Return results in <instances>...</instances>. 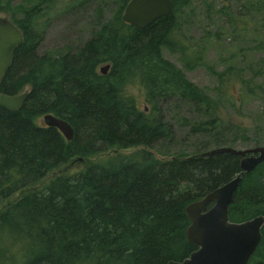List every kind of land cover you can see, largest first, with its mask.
Here are the masks:
<instances>
[{"label":"trees","instance_id":"16d2710c","mask_svg":"<svg viewBox=\"0 0 264 264\" xmlns=\"http://www.w3.org/2000/svg\"><path fill=\"white\" fill-rule=\"evenodd\" d=\"M126 2L120 1L86 43L60 56L38 53L41 38L34 25L42 17L39 8L21 4L8 18L23 42L13 53L0 93L25 92L26 97L16 111L0 107V264L181 262L196 250L186 237L185 208L240 172L239 158L230 154L190 158L234 144L228 135L219 139L233 126L221 123L219 128L218 112L243 104L252 95L251 85L245 81L233 92L224 88V74H215L219 86L213 98L162 57L163 50L178 54L185 70L201 65L195 48H202L188 46L181 28L189 0H172L171 14L143 30L121 21ZM223 9L228 8L219 12ZM237 22L246 29V20ZM104 64L105 75L98 69ZM124 84H136L142 99L126 92ZM256 87L264 107V85ZM181 104L196 116L182 117L180 126H187L191 136L207 137L189 146L194 151L159 161L148 150L175 136L162 111ZM46 114L69 124L70 141L39 123ZM131 147L142 150L33 188L76 158ZM228 216L237 223L264 217V161L241 177ZM261 233L248 264H264V225Z\"/></svg>","mask_w":264,"mask_h":264},{"label":"rangeland","instance_id":"374dc122","mask_svg":"<svg viewBox=\"0 0 264 264\" xmlns=\"http://www.w3.org/2000/svg\"><path fill=\"white\" fill-rule=\"evenodd\" d=\"M247 1L189 0V6L183 11L181 20L185 24L181 28L187 37L188 46L197 43V46L202 48V50L195 48V56L201 65L185 70L178 54L162 51L164 59L175 64L191 83L213 98L217 96L214 90L219 86L215 74H224V88L229 87L235 92L245 81L251 85L252 95L248 93L243 104L236 103L234 107L226 109L222 106L221 110L219 107V112L217 110L219 128L221 123L224 125L231 123L233 126L232 131L223 130L225 135L221 132L219 139L228 135L229 137L226 138L235 142L227 147L237 150L264 146V107L256 87V84L264 85V7L260 6L259 0H254L257 4L253 6ZM0 4V17L6 19L21 4L26 8L30 6L39 8L38 13L42 14V17L36 20L34 25L35 33L41 38L38 53L51 56H60L81 47L98 30L101 22L112 17L118 6L115 0H0ZM222 6L228 9H223L220 13L219 9ZM237 12H241L240 15ZM239 20H246L245 30L239 28L241 25V22H237ZM105 66L107 65H101L98 69H103ZM207 67L211 68L213 73ZM123 88L126 92L142 99V91L136 84H124ZM139 103L140 108H145L146 112V105L143 106L142 101ZM164 108L162 114L174 127L175 136L171 143L159 142L148 150L159 161L169 160L177 154H188L194 151L189 146L207 137L203 134L191 136L187 126H180L182 117L193 120V116H196L190 107L181 104L180 108L174 105ZM39 123L44 124L42 118ZM140 150L141 147L112 148L88 159L76 158L48 173L33 188L44 187L56 176H69L82 172L90 164L101 163L118 155H133ZM15 197L17 195L13 198Z\"/></svg>","mask_w":264,"mask_h":264},{"label":"water","instance_id":"95a60500","mask_svg":"<svg viewBox=\"0 0 264 264\" xmlns=\"http://www.w3.org/2000/svg\"><path fill=\"white\" fill-rule=\"evenodd\" d=\"M171 11L172 0H130L124 8L122 22L143 30L155 21L169 16ZM22 42L20 31L9 20L0 17V83L10 67L14 50ZM106 68L108 65L101 69V74L105 73ZM25 97V92L14 96L0 93V107L16 111ZM42 121L46 127L56 128L66 141L72 139L73 131L64 120L46 114ZM219 154L238 157L240 172L185 208L189 220L186 237L196 250L183 261L168 264H248L261 242L263 216L237 223L230 221L228 212L241 177L264 161V146L243 150L231 147L212 148L195 154L190 159H206Z\"/></svg>","mask_w":264,"mask_h":264},{"label":"flooded vegetation","instance_id":"af4514ba","mask_svg":"<svg viewBox=\"0 0 264 264\" xmlns=\"http://www.w3.org/2000/svg\"><path fill=\"white\" fill-rule=\"evenodd\" d=\"M71 1H74V0H71ZM78 1V0H77ZM120 1L122 2V0H115V3H116V5H118L119 3H120ZM130 0H127V2H126V4H125V6L127 5V3L129 2ZM125 6H124V8H125ZM123 11H124V9H123ZM122 14H123V12H122ZM120 19H121V21H122V15H121V17H120ZM8 20V19H7ZM9 22H11V21H9ZM12 23V22H11ZM14 25V24H13ZM15 26V25H14ZM16 27V26H15ZM17 28V27H16ZM18 29V28H17ZM19 30V29H18ZM20 31V30H19ZM20 33H21V35H22V37H23V34H22V32L20 31ZM87 42V41H86ZM85 42V43H86ZM19 47V46H18ZM15 51V50H14ZM14 53V52H13ZM12 57H13V55H12ZM12 61V60H11ZM108 70V68H106V71ZM100 71H101V69H100ZM105 71V72H106ZM106 73H104L103 75H105ZM2 80V79H1Z\"/></svg>","mask_w":264,"mask_h":264}]
</instances>
